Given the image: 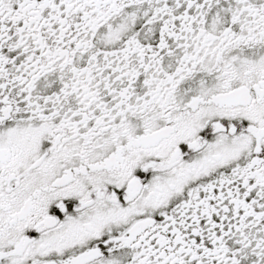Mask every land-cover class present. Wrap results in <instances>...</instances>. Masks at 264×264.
I'll use <instances>...</instances> for the list:
<instances>
[{
    "label": "snow or ice",
    "instance_id": "obj_1",
    "mask_svg": "<svg viewBox=\"0 0 264 264\" xmlns=\"http://www.w3.org/2000/svg\"><path fill=\"white\" fill-rule=\"evenodd\" d=\"M0 264H264V0H0Z\"/></svg>",
    "mask_w": 264,
    "mask_h": 264
}]
</instances>
